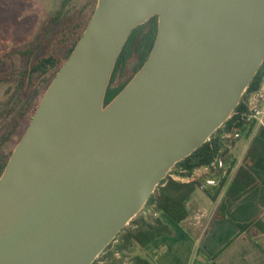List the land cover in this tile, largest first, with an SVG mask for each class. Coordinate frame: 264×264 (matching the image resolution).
Listing matches in <instances>:
<instances>
[{
    "label": "water",
    "instance_id": "1",
    "mask_svg": "<svg viewBox=\"0 0 264 264\" xmlns=\"http://www.w3.org/2000/svg\"><path fill=\"white\" fill-rule=\"evenodd\" d=\"M149 58L110 103L133 31ZM264 62V0H98L0 177V264H93Z\"/></svg>",
    "mask_w": 264,
    "mask_h": 264
},
{
    "label": "trees",
    "instance_id": "2",
    "mask_svg": "<svg viewBox=\"0 0 264 264\" xmlns=\"http://www.w3.org/2000/svg\"><path fill=\"white\" fill-rule=\"evenodd\" d=\"M73 0H61L59 9L47 20L46 28L29 46L14 54L0 56V66L9 70L8 77L17 83V92L10 102L0 108V177L7 166L10 156L27 130L34 113L46 93L53 78L58 74L66 59L81 39L89 21L94 16L98 0H84L81 7L66 14L67 7ZM158 16L138 26L126 41L115 67L114 75L106 95L105 103H110L137 74L146 59L149 58L158 31ZM17 55L20 64L15 61ZM264 84V62L245 92L232 116L218 129L207 142L183 161L176 164L166 179L161 181L151 195L148 203L131 223L122 229L115 241L111 242L93 264H152L142 254H135L129 262L127 255L136 248L145 249L159 237L173 234L171 225L164 223L158 214H167L173 221L181 224L189 217L188 203L195 190L201 185L199 179L183 181L190 177L197 168L211 165L217 157H225L229 165L228 175L220 179V184L206 192L217 200L222 190L235 201L243 199L250 191L260 186V182L247 166L258 158H264V140L254 137L243 164L227 186L228 176L234 160L226 147V134L235 130L251 135L255 124H247L242 115L247 110V100L254 92L260 91ZM214 174L219 173L214 170ZM227 186V187H226ZM264 206V200L262 201ZM227 204L221 203L219 213L225 218ZM254 226L264 230L260 220L240 224L242 230ZM120 257H119V255ZM221 252L213 257L216 261Z\"/></svg>",
    "mask_w": 264,
    "mask_h": 264
},
{
    "label": "crops",
    "instance_id": "3",
    "mask_svg": "<svg viewBox=\"0 0 264 264\" xmlns=\"http://www.w3.org/2000/svg\"><path fill=\"white\" fill-rule=\"evenodd\" d=\"M254 137L264 140V127L236 139L229 150L234 164L227 186L243 164ZM247 166L260 182L259 187L240 201L227 197L226 188L217 200H213L206 192L212 187H198L188 203L189 217L179 224L167 214H158L164 223L171 225L173 234L157 238L143 250L139 248V254L149 258L152 264H211L220 252L217 264H264V230L258 226L244 230L240 227V224L256 220L264 226V158ZM223 202L227 204L225 218L219 213Z\"/></svg>",
    "mask_w": 264,
    "mask_h": 264
},
{
    "label": "rangeland",
    "instance_id": "4",
    "mask_svg": "<svg viewBox=\"0 0 264 264\" xmlns=\"http://www.w3.org/2000/svg\"><path fill=\"white\" fill-rule=\"evenodd\" d=\"M83 2L84 0H73L67 7L66 14L75 13L73 11L80 8ZM60 4L61 0H0V56L22 51L36 40ZM13 57L20 64L17 55ZM8 72L6 66H0V77L7 78ZM16 92L17 83L13 79L1 80L0 108L10 102ZM140 251L136 248L133 254L127 255L125 262H129Z\"/></svg>",
    "mask_w": 264,
    "mask_h": 264
},
{
    "label": "built area",
    "instance_id": "5",
    "mask_svg": "<svg viewBox=\"0 0 264 264\" xmlns=\"http://www.w3.org/2000/svg\"><path fill=\"white\" fill-rule=\"evenodd\" d=\"M242 119L247 123H254V129L258 127H264V84L260 91L254 92L250 98L247 100V110L243 113ZM244 134L240 131H233L226 134V147L231 150L234 141L240 139ZM198 169V170H197ZM190 177L187 179H182L180 176L172 175L176 179H181L183 181H192L199 179L202 181L199 186L201 189H207L211 187H218L220 184V179L228 175L229 165L225 157H217L216 160L208 166H203L197 168ZM216 170L219 174H214Z\"/></svg>",
    "mask_w": 264,
    "mask_h": 264
}]
</instances>
